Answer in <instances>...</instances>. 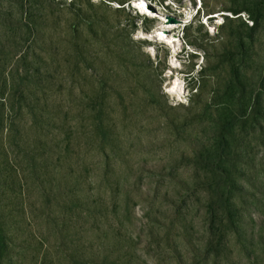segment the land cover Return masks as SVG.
<instances>
[{
    "label": "rangeland",
    "instance_id": "rangeland-1",
    "mask_svg": "<svg viewBox=\"0 0 264 264\" xmlns=\"http://www.w3.org/2000/svg\"><path fill=\"white\" fill-rule=\"evenodd\" d=\"M135 1L0 0V264H264V0Z\"/></svg>",
    "mask_w": 264,
    "mask_h": 264
},
{
    "label": "trees",
    "instance_id": "trees-1",
    "mask_svg": "<svg viewBox=\"0 0 264 264\" xmlns=\"http://www.w3.org/2000/svg\"><path fill=\"white\" fill-rule=\"evenodd\" d=\"M262 4H264L263 2H259V6H258V9H261V8H264V6H262ZM260 11V10H259ZM257 11L255 13V18L260 15V12ZM242 11H233V13L235 14H239L241 13ZM252 18V16H251ZM255 18H252L254 22H256V19ZM201 162H204L202 161V157H201V160H199ZM201 164V163H200ZM214 170V169H213ZM212 171V170H210ZM221 174V175H220ZM218 178L220 179V182L218 181L217 183H215L214 185L217 187V191L216 193L218 194L219 198H217V202L218 204L221 205L222 209L224 210V212H226L227 215H232V212H235V204L234 202L232 201V198H230L231 196V192L232 191H236L234 188V184L232 183L233 181L230 180L228 181V175H226L225 173L223 172H220ZM238 181V180H237ZM238 185V183H237ZM224 191V192H223ZM237 193H238V187H237ZM239 197V196H237ZM237 213L238 212V208H237ZM214 215V214H213ZM213 215L211 216L212 218V221L211 223L213 222ZM242 219V215L239 214V218L237 219V232L242 228V226L240 225L241 223V220ZM232 220H230V223H231ZM233 223H235V221H232ZM214 223V222H213ZM212 223V224H213ZM218 224V223H217ZM233 225V224H232ZM261 229L264 230V226L261 227Z\"/></svg>",
    "mask_w": 264,
    "mask_h": 264
},
{
    "label": "bare ground",
    "instance_id": "bare-ground-1",
    "mask_svg": "<svg viewBox=\"0 0 264 264\" xmlns=\"http://www.w3.org/2000/svg\"><path fill=\"white\" fill-rule=\"evenodd\" d=\"M132 6L136 9V8H139V9H143L145 7V4L143 1L141 0H138V1H135V2H132ZM161 35V34H160ZM162 36V35H161ZM163 37V36H162ZM170 43H174V40H170L169 41Z\"/></svg>",
    "mask_w": 264,
    "mask_h": 264
},
{
    "label": "water",
    "instance_id": "water-1",
    "mask_svg": "<svg viewBox=\"0 0 264 264\" xmlns=\"http://www.w3.org/2000/svg\"><path fill=\"white\" fill-rule=\"evenodd\" d=\"M172 21H174V22H175V20H172Z\"/></svg>",
    "mask_w": 264,
    "mask_h": 264
}]
</instances>
